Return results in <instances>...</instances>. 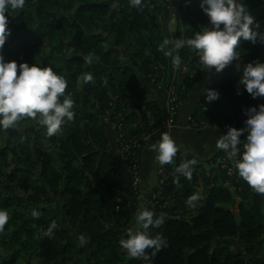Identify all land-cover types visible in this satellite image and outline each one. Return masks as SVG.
<instances>
[{
  "label": "trees",
  "instance_id": "1",
  "mask_svg": "<svg viewBox=\"0 0 264 264\" xmlns=\"http://www.w3.org/2000/svg\"><path fill=\"white\" fill-rule=\"evenodd\" d=\"M262 1H243L257 14L258 31H264ZM172 2V32L164 0H143L139 7L129 0H26L33 6L5 13L10 34L0 54L6 62L40 63L63 76L74 117L65 118L51 137L31 118L0 131V208L9 216L0 231V264H264V194L213 165L227 159L223 150L204 161L207 170L194 165L190 180L174 172L186 161L180 149L173 163L159 166L152 207L165 222L148 232L161 234L166 247L147 249L145 261L130 258L119 244L129 230H142L135 217L143 208L124 194L104 120L113 124L116 137L122 134L127 148L121 151L118 142L117 147L127 168L138 173L146 137L169 116L176 122L178 107L208 72L186 45L174 53L179 66L159 51L165 38H192L209 24L200 0ZM237 50L239 59L206 86L219 91V99L207 102L205 89L194 106L192 128H243L246 109L264 103V97L253 98L238 84L244 65L264 62V43L241 39ZM85 56H92V63ZM89 73L94 79L86 83L83 76ZM165 82L174 89L173 114L160 103L165 90L158 85ZM245 138L246 133L240 137ZM192 194L200 199L189 207ZM34 209L39 218L31 216ZM53 221L52 236H43Z\"/></svg>",
  "mask_w": 264,
  "mask_h": 264
},
{
  "label": "clouds",
  "instance_id": "2",
  "mask_svg": "<svg viewBox=\"0 0 264 264\" xmlns=\"http://www.w3.org/2000/svg\"><path fill=\"white\" fill-rule=\"evenodd\" d=\"M26 0H0V48L3 47L10 30L7 28L8 17L5 13L21 10ZM143 0H129L132 7L142 6ZM200 8L209 18V24L196 31L192 38H176L174 41L165 38L159 46L165 57H172V62L179 66L180 58L174 53L185 45L195 49L202 65V70L217 73L238 60L241 56L238 44L241 39L264 43V31H258V22L250 14L241 0H200ZM87 63H92V56H85ZM239 67V65H238ZM19 69V71H18ZM92 74L83 76L84 82L93 81ZM106 84L107 81L105 80ZM239 85L253 98L264 97V62H249L242 68ZM67 81L50 66L40 63L29 65L15 60L5 61L0 54V131L15 128L17 122L25 118L35 120L46 129L51 137L61 130L65 118L72 120L73 99L65 95ZM240 94V90H237ZM219 91L206 89L205 100L209 103L218 100ZM247 116L243 128L228 126V129L216 141V148L223 150L229 160H233L238 175L257 193L264 194V103L246 109ZM246 133L242 141L241 135ZM150 148L155 153L159 165L173 163L178 146L167 132H161ZM195 159L186 160L174 168V172L191 179ZM178 180V177H177ZM200 197L192 194L187 198V205L194 207ZM37 210L31 216L39 218ZM9 216L0 208V231H3ZM138 229L129 230L127 238L119 241L130 258L149 260L147 249L160 250L167 246L161 234L151 235L150 227H158L165 222L162 216H154L148 209L139 210L135 217ZM57 227L53 221L44 229L43 236L51 237ZM81 244L86 238L79 237Z\"/></svg>",
  "mask_w": 264,
  "mask_h": 264
},
{
  "label": "crops",
  "instance_id": "3",
  "mask_svg": "<svg viewBox=\"0 0 264 264\" xmlns=\"http://www.w3.org/2000/svg\"><path fill=\"white\" fill-rule=\"evenodd\" d=\"M243 1L244 0H241L242 3ZM263 5L264 1L260 3V7ZM167 26L168 30L171 32L175 29V19L173 17H171V23L170 20L168 21ZM172 69L173 67L165 72L166 80H169ZM216 73L217 72L214 70L208 71L201 80L192 87L187 100L178 107L177 118L174 124L161 125L146 137L136 191H134L132 187L133 174L127 168L122 152L117 147L116 130L108 119L104 121L106 134L109 138L110 153L115 157L117 170L123 179L125 196L131 199L138 207L153 211L154 216H162L154 211L152 207V201L159 188L161 175L159 169L160 165L156 162L155 153L151 150L150 145L159 138L160 133L167 132L178 146V149L182 151L186 160L195 159L197 161L195 166H203L206 170L209 166L206 165L204 161L213 157L219 150L216 148V141L227 129L213 128L208 125L194 129L190 125V117L193 108L203 95L207 84L215 77ZM160 103L162 108L167 110L165 98L161 99ZM224 154L226 156L225 152ZM232 174L238 175L234 161L232 165Z\"/></svg>",
  "mask_w": 264,
  "mask_h": 264
},
{
  "label": "built area",
  "instance_id": "4",
  "mask_svg": "<svg viewBox=\"0 0 264 264\" xmlns=\"http://www.w3.org/2000/svg\"><path fill=\"white\" fill-rule=\"evenodd\" d=\"M163 5H164L165 9H167V11L169 12V15L171 17H174L175 16V12H174L175 5L172 2V0H164ZM158 86H161V88H163L165 90V100H166V104H167V112L169 114H173L174 111H175V106L170 105V103L174 100V89H173V87H171V86L167 87L166 86V82L165 83H160V85H158ZM172 123H173L172 118H170V116H169L167 118L166 124L170 125ZM119 128L120 127H117V131H119ZM121 137H122L121 133L117 134V142H118V144H120V146L122 148L121 151H122V150H126L127 145L122 143V140L120 139ZM216 164H220L219 166L221 168H225L227 170L228 174H232V163L229 160H227V159H225V160L224 159H217L215 161V164H213V165H216ZM130 171L133 174L132 187H133V190L136 191L137 184H138V178H137L138 173L133 171L132 169Z\"/></svg>",
  "mask_w": 264,
  "mask_h": 264
},
{
  "label": "rangeland",
  "instance_id": "5",
  "mask_svg": "<svg viewBox=\"0 0 264 264\" xmlns=\"http://www.w3.org/2000/svg\"><path fill=\"white\" fill-rule=\"evenodd\" d=\"M114 6H116V1L114 2V4H113ZM33 6V3H28V4H26L24 7H32ZM20 10H17V11H13L11 14L12 15H15V14H17L18 12H19ZM6 14H8V13H6ZM170 18L168 19V21L170 20V23H171V16H169ZM174 19L176 18L175 16L173 17ZM168 24V23H167ZM61 48H62V44H61ZM179 75H180V73H178ZM105 121V120H104ZM231 163H232V165H233V161L232 160H229ZM138 173H139V171H138ZM137 178H138V176H137ZM138 185V184H137ZM63 225L66 227L67 225H66V223L64 222L63 223ZM75 234V236H77L76 235V233H74Z\"/></svg>",
  "mask_w": 264,
  "mask_h": 264
},
{
  "label": "water",
  "instance_id": "6",
  "mask_svg": "<svg viewBox=\"0 0 264 264\" xmlns=\"http://www.w3.org/2000/svg\"><path fill=\"white\" fill-rule=\"evenodd\" d=\"M257 14H253L252 16L253 17H255ZM97 114H98V112H96ZM202 190V189H201ZM201 190H200V192H201ZM235 200H236V203H238V199L237 198H235ZM226 209H228L227 207H226ZM237 215V214H236Z\"/></svg>",
  "mask_w": 264,
  "mask_h": 264
}]
</instances>
